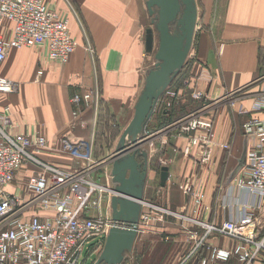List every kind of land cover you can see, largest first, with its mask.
Segmentation results:
<instances>
[{
    "label": "crops",
    "instance_id": "crops-1",
    "mask_svg": "<svg viewBox=\"0 0 264 264\" xmlns=\"http://www.w3.org/2000/svg\"><path fill=\"white\" fill-rule=\"evenodd\" d=\"M147 1L112 0L109 10L105 13L99 11L106 14V18L100 21L102 15L91 22L95 33L94 55L85 48L77 24L69 15L71 32L79 42L69 62L49 60L44 47L10 50L1 73L15 81L18 89L1 97L0 123L3 129L14 136L37 133L45 136L47 146L36 152V156L59 168L76 169L85 163L63 152L64 139L84 146L94 144V158L107 163L134 117L150 70L147 64L153 56L146 50V33L153 15ZM195 2L198 20L191 50L193 57L191 61L188 59L182 78L189 77L190 83L185 85L187 89L202 90L208 94V102H217L208 113L214 120V136L220 142L230 143L231 149L215 150L212 162L206 164L197 163L195 149L190 157L184 155L189 137L176 123L203 104L192 101L194 105L189 107L180 92L175 101L181 105L179 109L160 111L152 117L155 119L154 128L149 130L151 119L144 130L143 137L149 140L144 147L148 152L149 168L144 199L155 203L153 194L161 190L157 204L178 211L185 209V214L191 218L220 224L241 219L254 203V198L236 187L235 182L244 172L247 152L260 141L255 134H246L243 124L253 116L264 119V111L254 109L264 93V0ZM50 3L60 13L64 11L59 0H50ZM202 70L209 72L210 80L200 79ZM174 82L165 96L169 95V90H177ZM96 86L100 91L97 107L73 102L74 95L90 93ZM237 91L239 95L232 101L230 94ZM227 96L230 97L225 98ZM5 107L9 110L5 111ZM240 110L248 113L242 115ZM110 121L114 125L108 123ZM104 125L109 128H102ZM163 159L169 161L167 166L162 164ZM106 163L94 172V176L113 188L112 164ZM163 168L169 170L165 185L161 180ZM37 169L34 164L27 163L17 181L24 185ZM189 176L196 179L197 190L203 196L201 206L196 205L180 187ZM109 202L105 209L112 211ZM262 210L257 213V224L261 229L264 228V207ZM195 229L199 228L188 221L168 218L161 229L148 232L147 237L157 236L165 245L161 255L165 254L163 261L166 264H200L209 256L210 247L231 245L225 238L213 235L203 249L190 256L196 241L189 232ZM166 237L170 239L166 240ZM145 238H139V244L136 241L132 256L123 264L129 259L130 264L136 263L134 258L139 256V249L144 243L153 241ZM176 247H179V255L174 251ZM254 264H264V255Z\"/></svg>",
    "mask_w": 264,
    "mask_h": 264
},
{
    "label": "built area",
    "instance_id": "built-area-1",
    "mask_svg": "<svg viewBox=\"0 0 264 264\" xmlns=\"http://www.w3.org/2000/svg\"><path fill=\"white\" fill-rule=\"evenodd\" d=\"M34 47H44L51 61L69 62L79 47L71 32L69 17L46 0H0V107L1 97L18 89L15 81L1 73L10 50ZM87 49L91 51V45ZM199 77L211 79L206 70H202ZM193 91L194 100L208 101L209 96L204 91ZM99 95L96 86L90 93L74 95L73 102L97 107ZM238 95L239 91L233 92L230 99L233 101ZM176 96L177 92L170 94L172 98ZM215 103H204L176 123L189 137L184 155L190 157L195 149L194 156L200 164L212 162L217 149H231L230 143L215 139L214 120L208 114ZM254 109L264 111V93ZM240 113L246 115L248 111L240 110ZM243 129L246 134L258 136L260 141L247 152L244 172L235 182L236 187L254 198L242 218L220 224L207 223L187 216L185 209L173 210L144 200L139 235L161 229L168 218L176 217L199 228L189 232L196 241L190 256L203 249L213 235L231 243L227 247H210L209 256L200 264H254L264 255V228L257 224V213H261L264 207V119L247 118ZM62 142L63 152L83 160L84 165L63 169L44 162L36 152L47 146L45 136L38 133L9 135L0 123V264H86L89 250L96 251L94 247H98L102 252L111 229L124 226L113 220L110 209H105L107 200L111 205L112 188L94 176L106 160L94 158V144L84 146L68 139ZM27 163L38 169L22 185L17 178ZM168 163L162 160L163 165ZM195 182L196 179L189 176L180 187L196 205L201 206L203 196Z\"/></svg>",
    "mask_w": 264,
    "mask_h": 264
},
{
    "label": "water",
    "instance_id": "water-1",
    "mask_svg": "<svg viewBox=\"0 0 264 264\" xmlns=\"http://www.w3.org/2000/svg\"><path fill=\"white\" fill-rule=\"evenodd\" d=\"M147 6L151 15L157 14L153 22L156 23L158 41L151 28L146 33L148 53L154 52L156 43L158 44L156 64L147 75L145 89L136 104L134 117L107 163L112 164V218L117 224L124 226L111 229L95 264H123L126 258L132 256L139 237L142 203L149 180L148 152L136 147L137 140L140 136L143 137L160 99L185 67L194 42L198 20L195 0H148ZM173 25H176L177 30H173ZM168 177V168H163L162 185H165Z\"/></svg>",
    "mask_w": 264,
    "mask_h": 264
},
{
    "label": "rangeland",
    "instance_id": "rangeland-1",
    "mask_svg": "<svg viewBox=\"0 0 264 264\" xmlns=\"http://www.w3.org/2000/svg\"><path fill=\"white\" fill-rule=\"evenodd\" d=\"M46 1L50 5L55 6L54 4L50 3V0H46ZM111 1L112 0H59V3H61V6L63 5L62 7L64 10L61 13H63L64 16L69 15L71 18H73L75 20L77 27H78V32L82 36V42H83L85 48H88L89 45H91V47H92L91 51H88V49H87V51L92 55H94V48H95V43H94L95 41L93 38V36H95V33H93L94 31L91 27V22H93L92 21L93 19H96L97 17H101L102 15H104V14H101L100 12L105 13V10H107V9L109 10L110 6L112 5ZM70 4L72 6H70ZM154 10L156 11L157 9L155 8ZM104 18H106V14L100 18V21H102ZM156 18H157V14H153L152 22L150 21V23L148 24V28H151L154 31V35L156 37V40L158 41L159 35H158L157 30H156V23L153 22V20H156ZM172 28L174 31L177 30L176 25H173ZM155 47L156 48H155L154 52L150 53V54H152L153 57H152V61L147 64L148 70L149 69L152 70L156 64V60L154 58H155L156 49L158 47L157 43H156ZM192 54H193V51H191L190 57L188 58L190 61L193 57ZM94 58H95V56H94ZM183 74H185V73H183ZM187 79L182 78V76H181L173 84L177 88V90H175V89L169 90L168 96H165V95L162 96V98L164 96L165 97H164V99L160 100V102L156 108L155 114L160 113V111H162L164 109H166V110L169 109L170 111H171V109H172V111L178 110L181 105L175 103V101L178 100L180 92H182V95H181V97H183L182 100H187L188 101L187 105L189 107L194 105V104H192V101L198 102L199 104L200 103L204 104V103L208 102L206 100H203V101L194 100L193 94H192L194 91L187 89L185 86V85H189V83H190L189 80H187ZM186 80H187V82H186ZM183 85H184V87H183ZM182 87H183V89H182ZM173 91L177 92V96H176L177 98L176 97L175 98L170 97V94ZM155 114H154V116H155ZM152 119L153 120H152V123L149 127V130L152 129V127L154 128V126H155V119L154 118H152ZM108 123H111L112 125H114V123L111 121ZM112 125H110V126H112ZM102 128H109V127L107 125H104ZM144 147H145V144L142 147V149H144ZM102 181L104 182V179ZM100 182H101V180H100ZM161 195H162L161 190H157L153 194V196H154L153 201L156 200L155 203L156 202L158 203V201L161 199ZM177 219H179V218H177ZM158 227H160V226H158ZM149 235H150L149 233L146 235L142 234V235H139V237L137 239L138 244L140 242L139 238H145L146 237L145 239H148L149 241H151V240H153V241L150 244L144 243L143 246L141 247V249H139V251H140L138 253L139 256L134 258L136 261L135 264H166V262L163 261L166 259L165 254L161 255V251L163 250L162 247L165 248V245L160 242V239L157 238V236L156 237L154 236L152 238L147 237ZM158 237H160V236H158ZM94 248H96V251H92L90 249L89 252L87 253L86 264H95L97 262V260L99 259L102 252L98 247H94ZM172 248H174V247L172 246ZM174 251L176 252V254L179 255V247H176V249H174ZM136 252H137V250H136ZM164 252L166 254L168 253V251H164ZM136 256H137V254H136ZM127 264H130V259L127 260Z\"/></svg>",
    "mask_w": 264,
    "mask_h": 264
},
{
    "label": "bare ground",
    "instance_id": "bare-ground-1",
    "mask_svg": "<svg viewBox=\"0 0 264 264\" xmlns=\"http://www.w3.org/2000/svg\"><path fill=\"white\" fill-rule=\"evenodd\" d=\"M146 137H142V136H140L139 138H138V144H137V146L136 147H140L141 149H142V147L144 146V144L146 143V139H145ZM148 139V138H147ZM147 141H149V140H147ZM108 163V162H107ZM106 163V164H107ZM107 202H108V200H107Z\"/></svg>",
    "mask_w": 264,
    "mask_h": 264
},
{
    "label": "trees",
    "instance_id": "trees-1",
    "mask_svg": "<svg viewBox=\"0 0 264 264\" xmlns=\"http://www.w3.org/2000/svg\"><path fill=\"white\" fill-rule=\"evenodd\" d=\"M188 63H189V62L187 61L185 67L183 68L182 72L179 74V76L176 78L175 81H177V80L183 75V73L185 72V69H186V66H187ZM174 83H175V82H174Z\"/></svg>",
    "mask_w": 264,
    "mask_h": 264
},
{
    "label": "flooded vegetation",
    "instance_id": "flooded-vegetation-1",
    "mask_svg": "<svg viewBox=\"0 0 264 264\" xmlns=\"http://www.w3.org/2000/svg\"><path fill=\"white\" fill-rule=\"evenodd\" d=\"M125 261V260H124Z\"/></svg>",
    "mask_w": 264,
    "mask_h": 264
}]
</instances>
